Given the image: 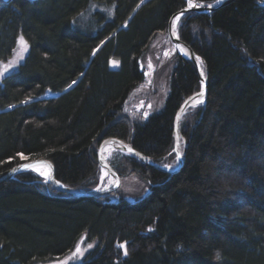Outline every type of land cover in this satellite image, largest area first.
Returning <instances> with one entry per match:
<instances>
[{
	"label": "trees",
	"instance_id": "16d2710c",
	"mask_svg": "<svg viewBox=\"0 0 264 264\" xmlns=\"http://www.w3.org/2000/svg\"><path fill=\"white\" fill-rule=\"evenodd\" d=\"M186 4L0 0V65L19 34L28 44L0 79V172L47 159L55 179L90 190L107 137L161 164L175 159V111L200 89L194 63L176 53L165 104L146 119L123 104L143 77L139 56ZM176 31L199 55L207 88L181 115V166L169 173L114 150L118 175L146 180L134 200L60 192L24 169L0 180V264L52 263L83 235L96 245L75 264H264V0L190 10Z\"/></svg>",
	"mask_w": 264,
	"mask_h": 264
},
{
	"label": "rangeland",
	"instance_id": "374dc122",
	"mask_svg": "<svg viewBox=\"0 0 264 264\" xmlns=\"http://www.w3.org/2000/svg\"><path fill=\"white\" fill-rule=\"evenodd\" d=\"M188 2H192V0H188ZM177 21L178 20L174 22L173 28V32L175 34H177ZM20 36L22 35L19 34L16 38L15 47L11 56L1 63L0 72L4 71L5 66L11 65L8 69L9 72L15 69L18 64L23 61L24 56L28 51V44L27 50H24L18 43V38ZM176 53L181 54L182 56L186 55L184 48L179 45L176 47L166 32L159 31L152 38L143 53L138 58V64L143 72V77L141 81L129 92L124 101L123 110L126 113L133 117L146 119L151 113L157 112L163 108L170 91L173 68L177 62ZM110 64L112 66H116L117 62L113 60ZM2 76H0V79ZM145 113H147V115H145ZM116 149L127 152L126 150L116 146L106 147L103 155L107 158L108 162L111 159V154ZM176 163V160L173 159L171 162L165 164L175 166ZM36 165L37 164L34 166ZM44 165L46 166L47 164L45 163ZM39 169L40 171L46 172V168L44 166ZM42 180L43 178L41 177V181ZM114 183V175L109 174L106 170L101 168L99 179L95 188L106 187L108 185H113ZM45 185L48 187V184ZM146 189V180L138 173L129 172L124 175H119V186H116L115 189L111 191L112 193H108H111L112 196H123L134 199L139 197L141 194H144ZM85 236L86 235H83V237L79 239L72 250L65 253L61 256V258H58L54 262L48 264H75L81 261L86 253L96 245L95 239L89 240ZM88 245H91V247H88ZM117 245L120 244L118 243ZM77 248L80 250L79 253H77ZM124 252L125 248H122V255H124Z\"/></svg>",
	"mask_w": 264,
	"mask_h": 264
},
{
	"label": "water",
	"instance_id": "95a60500",
	"mask_svg": "<svg viewBox=\"0 0 264 264\" xmlns=\"http://www.w3.org/2000/svg\"><path fill=\"white\" fill-rule=\"evenodd\" d=\"M231 0H215L211 3L208 4H203V3H196L194 0L192 2H188L187 0V4L185 6H183L182 8H180L179 10L175 11L167 24V34L170 37L171 41L175 44V46L177 47L178 45L181 46L182 48H184V51H186V55L184 57L190 59L197 70V74L199 77V81H200V89L198 91H195L189 95H187L186 97H184V99L180 102L179 106L177 107L175 114H174V119H173V138H174V142H173V148L177 145V143H179V150L181 152V156H182V161H183V155H184V149L181 147V143H180V129H179V120H177V115L179 114V117L181 118V115L188 109V107L193 106V104L195 103V100H189V97H194L196 96V94H198L199 92L203 91L204 96H203V102L206 98L207 95V88H206V76H205V72L203 70V66L201 64L200 59L196 60V57H199L198 54H196L193 49L187 44L185 43L183 40H181L177 34H175L174 32H172V24L177 20L176 17H181L183 14H185L186 12L190 11V10H194V11H199V12H212L213 10H215L216 8H218L219 6L229 2ZM201 72H203V76H201ZM185 101H188L187 104H185ZM192 102V103H191ZM108 146H116L119 147L121 149L126 150L128 153L129 152V148L133 149L134 151L130 154L136 156L137 158H139L140 160H142L145 164L151 165L155 168H158L160 170L172 173L174 171H176L182 163L179 164L178 167L173 166L174 167V171L172 169H165L163 167V165L165 164H161L156 162L155 160H153L151 157H149L148 155H145L144 153H142L141 151L135 149L130 143L125 142L119 138L116 137H107L105 139H103L97 148V158H98V162L99 165L102 169L106 170L109 174L114 175L115 177V183L113 185H108L106 187H103L107 190L104 191H98L97 188H93L90 190H80V189H75V188H71L68 187L66 185H64L63 183H61L62 185H64V187H60L57 186L53 183L52 186L60 191V192H65V193H69L75 196H99L108 192H111L112 190L115 189L116 187V183L119 182V175L117 174V172L115 171V169L112 167V165L107 161V158L103 155L104 154V149ZM135 153H139V157L137 155H135ZM31 164L34 165L36 163H46V164H50L52 166V164L47 160V159H29V160H25L22 161L16 165H14L13 167L4 170L2 172H0V180L6 179V178H10V177H14L16 175V173H18L19 171L23 170L19 167V165L21 164ZM12 168H17L16 172H12ZM49 172L52 173V179L56 180L54 177V171H53V167H51V169H49ZM148 192V189L145 190L144 194H146ZM134 200V199H131Z\"/></svg>",
	"mask_w": 264,
	"mask_h": 264
},
{
	"label": "snow or ice",
	"instance_id": "6c2138e0",
	"mask_svg": "<svg viewBox=\"0 0 264 264\" xmlns=\"http://www.w3.org/2000/svg\"><path fill=\"white\" fill-rule=\"evenodd\" d=\"M218 2H219V0H218ZM176 19L179 20L180 18L176 17ZM18 43L23 47L24 50H27V41L24 40L23 36H20L18 38ZM199 59H200L199 57H196V60H199ZM10 67H11V65L5 66L4 67V71L0 72V76L4 75V73L8 72V69ZM201 76H203V72H201ZM73 83H75V81ZM203 96H204V93H203V91H201L198 94H196V96L189 97V100H195V103L193 104V107H195L196 104L203 103ZM187 103H188V101H185V104H187ZM145 115H147V113H145ZM179 119H180V117H179V114H178L177 115V120H179ZM133 151H134L133 149L129 148V152L130 153H132ZM173 152L175 153V160L177 162L175 166L178 167L179 164L182 163V156H181V152L179 150V143H177V145L173 148ZM18 155H23V154H18ZM135 155H137L139 157L140 154L139 153H135ZM19 167L21 169H24V170L35 171L39 177L43 178L42 182L45 183V184L53 183V184H55L57 186L64 187V185H62L59 180H53L52 179V173L51 172L40 171L38 166H34V165H31V164L25 163V164L19 165ZM46 167L51 169L52 166L50 164H47ZM163 167L165 169H172L173 171L175 170L172 165L165 164V165H163ZM16 171H17V168H12V172H16ZM116 186L117 187L119 186V182L116 183ZM97 190L98 191H104V190H107V189L102 187V188H98ZM88 247H91V245H88ZM120 247L124 248V245L121 244ZM79 252H80V250H79V248H77V253H79ZM124 254L127 255L126 249H125ZM217 259H219V255H217Z\"/></svg>",
	"mask_w": 264,
	"mask_h": 264
},
{
	"label": "bare ground",
	"instance_id": "6f19581e",
	"mask_svg": "<svg viewBox=\"0 0 264 264\" xmlns=\"http://www.w3.org/2000/svg\"><path fill=\"white\" fill-rule=\"evenodd\" d=\"M193 1V0H192ZM190 3V2H189ZM174 23L172 24V32L174 31ZM185 53H186V51H184ZM192 103V102H191ZM104 152V151H103ZM37 165L36 166H38L39 168L40 167H42V166H44L45 168H46V172H49V168H47L44 164H42V163H36ZM35 165V164H34ZM97 189H98V187H97Z\"/></svg>",
	"mask_w": 264,
	"mask_h": 264
}]
</instances>
